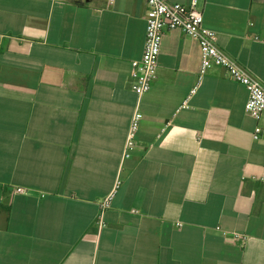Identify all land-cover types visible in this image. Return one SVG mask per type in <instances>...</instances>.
Masks as SVG:
<instances>
[{"label": "crops", "instance_id": "0c3cea01", "mask_svg": "<svg viewBox=\"0 0 264 264\" xmlns=\"http://www.w3.org/2000/svg\"><path fill=\"white\" fill-rule=\"evenodd\" d=\"M199 9L264 86V0ZM146 12L143 0H0V264H264V134L252 137L247 92L215 67L182 107L200 48L167 31L138 100Z\"/></svg>", "mask_w": 264, "mask_h": 264}, {"label": "built area", "instance_id": "2783aa9c", "mask_svg": "<svg viewBox=\"0 0 264 264\" xmlns=\"http://www.w3.org/2000/svg\"><path fill=\"white\" fill-rule=\"evenodd\" d=\"M116 0H104L106 7H110ZM147 6L145 42L142 56L131 62V78L133 91L140 100L147 94L156 79L158 59L160 55L162 37L167 31H180L186 36L195 39L200 48V65L196 84L191 88L182 107L188 106V100L196 93L206 73L215 67L225 70L227 75L247 92L244 111L256 124L253 130V139L259 140L264 134L260 121L264 114V86L247 70L230 58L217 45V33L203 26V16L199 9L201 0H188L187 4L174 3L170 0H143ZM264 42V38L255 37ZM139 101L134 109L130 126L127 132L122 160L129 159L136 148L135 137L142 120ZM121 181L117 179L112 190L99 201V213L95 223L98 228L104 226V214L110 208ZM17 193H25L23 188H17ZM245 241V237L241 238Z\"/></svg>", "mask_w": 264, "mask_h": 264}]
</instances>
